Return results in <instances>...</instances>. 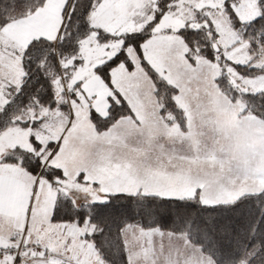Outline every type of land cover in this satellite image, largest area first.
I'll use <instances>...</instances> for the list:
<instances>
[{
	"label": "rangeland",
	"instance_id": "1",
	"mask_svg": "<svg viewBox=\"0 0 264 264\" xmlns=\"http://www.w3.org/2000/svg\"><path fill=\"white\" fill-rule=\"evenodd\" d=\"M72 1L46 0L0 28V110L23 80L27 44L38 37L56 42ZM157 13L150 35L125 46L109 75L95 70ZM259 13V0H96L88 15L92 30L75 55L58 59L53 104L39 114L44 120L34 123L32 111L22 112L15 120L25 125L0 133V245L25 234L72 263L103 264L84 238L90 225L51 221L57 188L75 205L114 192L204 205L261 192L264 120L217 83L224 73L237 90L264 88V75L244 77L237 68L253 57L238 26ZM181 30L191 35V47ZM261 52L251 66L264 64ZM122 103L126 109L107 122ZM48 139L54 145L45 163L64 176L56 187L19 160H3L17 147L34 151L33 140L41 151ZM123 239L129 264H215L182 234L131 223Z\"/></svg>",
	"mask_w": 264,
	"mask_h": 264
},
{
	"label": "trees",
	"instance_id": "2",
	"mask_svg": "<svg viewBox=\"0 0 264 264\" xmlns=\"http://www.w3.org/2000/svg\"><path fill=\"white\" fill-rule=\"evenodd\" d=\"M45 1L0 0V28L10 17H24L28 11L42 6ZM95 1H72L56 42L46 37H38L27 44L22 56L23 80L18 89H9V99L0 110V133L15 123L25 125L26 119L15 120L22 112L26 114L25 112L32 111L29 116L33 119L35 117L34 123L44 120L39 114L43 108L53 104V84L59 73L58 59L75 55L78 42L92 30L88 15ZM259 7V15L242 23L241 27L238 26L253 56L247 63L237 66L244 77L264 75V64L250 65L264 50V0H259ZM159 17L160 14L157 13L154 20L141 30L126 34L121 51L95 67V70L109 75V71L121 61L124 47L133 43L139 46L150 35ZM234 22L236 25L237 21ZM181 32L191 47V35L184 30ZM98 33L103 35L100 30ZM126 64L130 66V63ZM156 81L160 89L162 82L159 79ZM217 83L233 98L238 97L244 110L264 120V88L238 91L224 73L217 78ZM166 88L170 90L168 86ZM125 109L126 106L122 103L121 109L117 113L112 111L107 122L111 123ZM46 132L43 129V133ZM33 142L34 151L17 147L3 160H19L29 173L40 174L55 187L58 186L57 179L62 181L64 177L62 172L45 163L46 153L48 157L53 149V141L48 139L41 151L37 150L38 142ZM50 219L53 222H73L79 226L90 225L91 231H87L84 238L91 241L98 259L103 264H129L123 229L131 223L145 229L158 228L182 234L192 244L197 245L201 252L210 256L215 264H264V189L255 194L240 196L232 203L218 205H204L196 198L180 199L124 192L110 193L103 201L75 205L67 193L57 188Z\"/></svg>",
	"mask_w": 264,
	"mask_h": 264
},
{
	"label": "built area",
	"instance_id": "3",
	"mask_svg": "<svg viewBox=\"0 0 264 264\" xmlns=\"http://www.w3.org/2000/svg\"><path fill=\"white\" fill-rule=\"evenodd\" d=\"M36 260H40L37 263ZM0 264H75L66 258L47 253L38 243L30 241L25 235L18 237L17 242L2 247L0 245Z\"/></svg>",
	"mask_w": 264,
	"mask_h": 264
},
{
	"label": "crops",
	"instance_id": "4",
	"mask_svg": "<svg viewBox=\"0 0 264 264\" xmlns=\"http://www.w3.org/2000/svg\"><path fill=\"white\" fill-rule=\"evenodd\" d=\"M114 193H116V192H114ZM124 193H127V192H124ZM137 193H139V192H137ZM110 194V193H109ZM143 194H145V193H143ZM171 198H173V197H171Z\"/></svg>",
	"mask_w": 264,
	"mask_h": 264
}]
</instances>
